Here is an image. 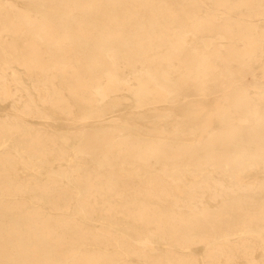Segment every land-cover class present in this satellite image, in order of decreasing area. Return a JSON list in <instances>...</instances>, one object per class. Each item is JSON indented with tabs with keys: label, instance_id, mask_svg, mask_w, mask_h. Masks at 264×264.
I'll use <instances>...</instances> for the list:
<instances>
[{
	"label": "bare ground",
	"instance_id": "obj_1",
	"mask_svg": "<svg viewBox=\"0 0 264 264\" xmlns=\"http://www.w3.org/2000/svg\"><path fill=\"white\" fill-rule=\"evenodd\" d=\"M15 1L0 264H264V0Z\"/></svg>",
	"mask_w": 264,
	"mask_h": 264
},
{
	"label": "rangeland",
	"instance_id": "obj_2",
	"mask_svg": "<svg viewBox=\"0 0 264 264\" xmlns=\"http://www.w3.org/2000/svg\"><path fill=\"white\" fill-rule=\"evenodd\" d=\"M17 2L18 4L22 5V2L20 0H17L15 1ZM251 95H255V93L251 92L250 93ZM195 97L193 95H189L185 98H183L182 100L183 101H192L194 100ZM207 106H205V109H208L210 108V104L208 101L205 102ZM163 106H167L166 104H163ZM168 106H171L168 104ZM9 112V101H0V117L4 114V113H7ZM114 113H116V119H119V120H123V121H131V122H135L138 126L140 127H147L146 125L148 124L147 122L145 121H142L137 114H139L140 112L136 109V108H133L132 106L129 107V108H122L120 110H117V111H114ZM148 113V112H147ZM177 117H180V115L176 114ZM176 117V118H177ZM27 121H29V123H31L33 126H38V127H44L46 122L43 121V120H39V119H30V118H26ZM50 120V119H49ZM107 123H110V122H107ZM80 123L78 120H73V119H69V118H66V116H57L55 117L54 120H52L50 122V124H48V128L56 131V132H60V131H68V132H72V131H75V130H78V129H81L79 127ZM51 126V127H50ZM69 151V150H68ZM67 151V152H68ZM65 161H63V165H65ZM197 249V253L200 254L201 252L200 249L196 248ZM256 254H259V253H256Z\"/></svg>",
	"mask_w": 264,
	"mask_h": 264
}]
</instances>
